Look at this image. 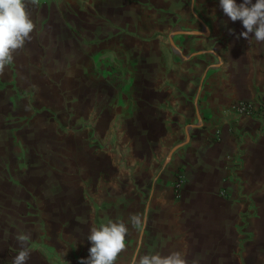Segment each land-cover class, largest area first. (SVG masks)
Masks as SVG:
<instances>
[{"label":"crops","instance_id":"1","mask_svg":"<svg viewBox=\"0 0 264 264\" xmlns=\"http://www.w3.org/2000/svg\"><path fill=\"white\" fill-rule=\"evenodd\" d=\"M27 11L32 39L0 75V264L21 232L27 264H80L90 227L108 220L129 228L116 264L172 251L264 264V122L231 111L264 101V43L239 36L219 0H28ZM231 168L259 208L247 258L235 250L245 207L223 194ZM132 214L146 216L142 233Z\"/></svg>","mask_w":264,"mask_h":264},{"label":"clouds","instance_id":"2","mask_svg":"<svg viewBox=\"0 0 264 264\" xmlns=\"http://www.w3.org/2000/svg\"><path fill=\"white\" fill-rule=\"evenodd\" d=\"M27 2L0 0V75L14 61L15 53L32 39L31 34L36 26L27 11ZM31 2L35 4L36 0ZM219 7L232 22H242L245 31L239 36L249 42L254 38L257 43H264V0H255V3L253 0H243L239 4L236 0H219ZM250 34H254L251 39ZM146 219L141 214H132L129 222L142 233ZM128 232V225L124 221L108 220L98 227L93 225L87 235V240L91 242L89 255L81 259L80 264H116L119 255L126 250ZM30 239V233L21 232L16 236L19 250L12 264H27L31 256L28 246ZM130 264H188V261L180 251H172L167 255L159 252L141 255L137 252L132 256Z\"/></svg>","mask_w":264,"mask_h":264},{"label":"rangeland","instance_id":"3","mask_svg":"<svg viewBox=\"0 0 264 264\" xmlns=\"http://www.w3.org/2000/svg\"><path fill=\"white\" fill-rule=\"evenodd\" d=\"M226 180L227 186L223 187L224 196L229 199L232 198L236 203H243L245 207L240 215V223L238 228V237L239 239H241V243L237 246L235 250L237 257L247 258V246L245 244L248 242V240H250V238H252V232H248L246 228L248 227L250 221L253 218L259 216L258 204L254 198V195L247 189L246 181L242 176L234 172V168H231V171L228 174ZM10 181L16 183L15 175L13 178H10ZM228 184L231 186H229ZM232 186L234 187L232 188Z\"/></svg>","mask_w":264,"mask_h":264},{"label":"built area","instance_id":"4","mask_svg":"<svg viewBox=\"0 0 264 264\" xmlns=\"http://www.w3.org/2000/svg\"><path fill=\"white\" fill-rule=\"evenodd\" d=\"M231 111L238 116L250 117L264 122V101L262 99H239L233 103ZM213 135L216 141H221L223 139L222 130L220 128H216ZM185 182V175L182 172H178L172 183L175 197H182Z\"/></svg>","mask_w":264,"mask_h":264},{"label":"water","instance_id":"5","mask_svg":"<svg viewBox=\"0 0 264 264\" xmlns=\"http://www.w3.org/2000/svg\"><path fill=\"white\" fill-rule=\"evenodd\" d=\"M194 33H203L206 34L203 30H197V31H193Z\"/></svg>","mask_w":264,"mask_h":264}]
</instances>
